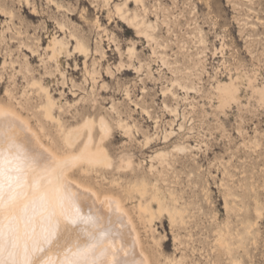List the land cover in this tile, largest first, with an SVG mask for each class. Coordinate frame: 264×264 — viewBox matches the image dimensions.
Returning a JSON list of instances; mask_svg holds the SVG:
<instances>
[{"label": "rangeland", "instance_id": "1", "mask_svg": "<svg viewBox=\"0 0 264 264\" xmlns=\"http://www.w3.org/2000/svg\"><path fill=\"white\" fill-rule=\"evenodd\" d=\"M26 1L0 0V76L3 75L4 80L0 83V97L4 95L6 87H14L15 79L20 78L18 84L21 91L18 96L22 101L30 103L28 101L43 98L41 93L33 98L35 88L27 86L23 75L33 73L45 76L44 72L50 70L61 81L63 78L58 74L56 59L50 60V51L46 46L55 36L61 40H70L68 49L74 44L73 52L76 40H71L70 31L75 32L90 46L89 55H67L65 51L61 54V66L70 82L73 78V81L82 86V90L73 94L69 87L64 88L52 82V97L57 101L62 100L64 106L61 109L71 113L67 116L69 120L82 114V105L78 102L86 104L95 101V106H100V111L108 117L115 129L114 138L108 145L113 159L112 168L83 176L82 182L102 196L121 195V188L116 183L121 173L113 168L121 157L126 156V153L131 156L134 174L152 176L148 171L150 156L157 149L171 150L174 144L184 142L188 150L180 155L171 154L170 161L174 168H166L164 174L158 177L157 184L163 194L167 191V196L169 192H174L177 196L179 194L180 203L186 207V224L173 228L168 215L163 213L160 221H155L156 224L150 226L144 218L138 216L135 206L137 201L127 200L144 245L155 264L159 260L165 262L167 257L180 258L181 255H184L182 264H214L217 259L220 264H232L226 250L217 249L218 245L213 243L215 230L218 228L233 233L231 239L235 244L242 237L246 238L245 246L249 253L237 251L236 248L233 250V254H239L245 264H264V107H260L257 94L252 93L250 87L248 94L243 92L239 107L234 105L230 109H218L215 99L211 98L213 76L216 73L220 75L224 70L221 65L223 53L220 50L214 52L215 47L221 46L224 41L220 36H226L231 46H226L225 56L234 64H238L239 56L242 57L247 63L245 69L248 75L256 74L260 76V80H264V0H145L152 11L158 6L161 19L168 22L163 25L160 18L157 21V10L152 12L150 19L160 23L155 34L160 39L167 38L170 44L166 50L169 53L168 60L172 62L169 63L170 66H159L147 42L138 45L140 59L145 67L149 64L152 66L155 72L153 76L139 74L135 69H117L121 59L128 60L127 45L135 38V31L125 32V25L116 12L115 3L122 0ZM57 2L63 6L59 7ZM129 6L141 10V6L135 2H129ZM58 22L67 24V32L59 30ZM252 22L260 29L259 35L263 37L261 48L260 45L257 50L256 45L253 47L256 56H252L247 48L254 37H247L248 34L245 36ZM246 23L247 28L243 29ZM160 26L162 29L159 31ZM199 29H203L206 36L207 43L203 45L196 43V32L198 34ZM219 33L221 34L218 36ZM21 40L38 51L33 52L24 43L21 45ZM116 44L119 45L118 48ZM203 47H207L205 55L202 54L206 58L204 72L200 74L201 66L197 65L194 68L195 74L190 79L198 90L187 94L178 89L180 98L168 96V99L172 104H178L179 108L175 112L174 109H163L162 102L166 97L162 94V88L174 77L172 70L176 66L182 69L193 65V58L196 59V53ZM158 50L162 51L160 48ZM261 51L263 53L258 54ZM178 57L181 65L174 62ZM191 57L192 60H188ZM4 59H8V63L11 59L15 60L17 70L22 69V77L17 75L18 72L14 77L15 71L11 66L3 67ZM85 60L91 70L100 64L98 81L93 82L91 77L89 81H84ZM108 65L114 71L111 76L107 75ZM27 68L31 69L30 72H27ZM257 70L259 72L256 73ZM145 81L146 84L143 83ZM143 85L147 86L145 92ZM29 89L31 91L27 94ZM127 89H131L129 97ZM136 103L148 107L155 118L145 114ZM112 104L118 112L112 111ZM56 106L58 107L55 105V108ZM119 118L139 127L141 133H137V140L125 136L121 129H117ZM182 122L185 125L180 129ZM172 127L174 133L165 139L166 132ZM51 129L58 139L57 127L53 126ZM145 135L153 137V142L151 146L143 148L139 140L143 141ZM155 163L159 165L158 161ZM132 174L122 176L129 180L134 176ZM254 195L263 207L256 244L252 243L246 233V228L256 217ZM175 234L180 237L176 239L177 242L174 240Z\"/></svg>", "mask_w": 264, "mask_h": 264}, {"label": "bare ground", "instance_id": "2", "mask_svg": "<svg viewBox=\"0 0 264 264\" xmlns=\"http://www.w3.org/2000/svg\"><path fill=\"white\" fill-rule=\"evenodd\" d=\"M129 2L141 6V10L131 8ZM57 3L59 7L63 6L60 2ZM115 9L125 25V32L135 31V38L127 45L128 60L121 59L117 69L127 71L135 69L139 74L146 73L147 76H153L155 72L152 66L149 64L145 67L138 54V45L144 42L151 47V54L155 56L159 66L166 68L172 63L169 62V53L166 51L170 46L168 39H160L155 34L160 23L150 19L152 12L157 10L158 6L152 11L145 0H122L115 3ZM10 12L13 13L12 10ZM156 16L157 21L161 19L158 10ZM161 20L163 25L168 23L164 18ZM58 23L59 30L67 32V24ZM246 25L247 23L243 29L247 28ZM161 29L160 26L158 30ZM259 33L260 29H257L256 24L252 22L245 34V36L248 34L247 37H254L247 45L252 56H256L254 45L257 50V46L260 45L261 48L263 44V37ZM70 36L71 40H76L73 52L74 44L68 49L70 40H61L55 36L46 46L50 51L48 54L50 60L56 59L58 74L63 78L61 81L60 77L58 78L50 70L44 72L45 76H37L33 73H29V76L23 75L26 79L23 81L27 82V86L31 89L35 88L33 98L40 93L43 94V98L28 101L30 103L22 101L18 96L21 91L18 84L20 78L15 79L14 87H6L4 95L0 97V264H155L148 248L144 245L136 219L127 206V200L137 201L135 206L138 216L144 218L150 226L156 224L155 221H160L163 213L168 215L173 228L184 224L186 207L180 203L179 194L177 196L174 192L168 191L167 196L165 195L167 191L163 194L157 183L166 168H174L170 161L171 154L180 155L188 150L187 146L180 141L174 144L171 150L157 149L155 154L150 156L148 171L152 176L134 174L133 160L126 153V156L120 158L117 166L113 167L121 173L116 183L123 195L114 196L105 193L106 195L102 196L94 188L85 185L82 182L83 176L112 168L113 159L108 145L112 137L114 138L115 129L108 117L100 111V106H95V101L86 104H83V101L78 102L82 105L83 112L80 117L69 120L67 116L71 113L61 109L64 106L62 100L57 101L52 97L50 89L52 82L64 88L69 87L73 94L82 90L81 85L73 81V78L70 82V78L65 75V70L61 66V54L66 51L67 55L75 53L77 56L79 53L88 57L90 46L75 32L70 31ZM196 37L197 44L207 43L203 29H199L198 34L196 32ZM220 38L224 41L221 46L215 47L214 52L220 50L219 52L223 53L221 65L224 70L222 69L220 75L218 73L212 75L214 86L211 98L215 99V106L218 109H230L234 105L239 107L243 92L248 94L250 87L252 93L257 94L256 99L260 107H264V80H260V76L256 74L248 75L245 69L247 63L242 57H238V64L231 62L225 56V48L230 46V43L226 40V36ZM23 43L33 52L38 51L37 48L21 40L20 44ZM116 45L118 48L119 45ZM159 48L162 51H159ZM206 50L207 47H203L196 53V59L192 60V57L188 59L192 60L193 65H187L182 69L176 66L172 70L174 77L169 80L166 87L162 88V94L166 97L162 102L163 109H174L175 112V109L179 108L178 104H172L168 99V96L179 99L178 89L187 94L198 90L190 79L195 74L194 68L197 65L201 66L200 74L204 72ZM180 61L178 57L174 62L181 65ZM15 63L13 59L9 63L8 59H4L3 67L11 66L15 71L13 76L16 77L18 72L17 75L22 77V69L17 70ZM84 65V81H89L90 77L93 82L98 81L97 74L101 73L98 71L100 64L92 70L86 60ZM27 70L30 72L31 69L27 68ZM113 73L111 66L108 65L107 75L111 76L110 74ZM2 78L3 75L0 76V83L4 82ZM143 83L146 84V81ZM1 87L2 85H0V94ZM142 88L145 92L147 86L143 85ZM130 91L131 89H127V97L131 95ZM45 97L47 100H44ZM55 105H58L57 109ZM136 105L139 106L138 103ZM111 107L113 112H118L114 104ZM138 108L153 117L148 107L141 105ZM116 124L117 129H121L125 136L138 139L137 133L140 129L136 124H130L124 118H119ZM184 125L183 122L180 123V129ZM53 126L57 127L59 141L53 135L51 129ZM173 133L172 127L164 138L168 139ZM152 138L145 135V139L139 140V143L143 148L149 147L152 145ZM156 161L160 166L156 165ZM130 173L134 176L129 180L125 179L124 176ZM254 199L256 217L246 228V233L252 239V243L256 244L263 207L257 196L254 195ZM215 231L213 243L218 245L217 249L226 250L232 264H245L239 254H233V250L236 248L237 251L248 252L245 246L246 238L242 237L241 241L235 244L231 239L233 233H227L222 228ZM178 237L179 234H175L174 240ZM166 259L165 262L159 260L157 264H170V262L180 264L184 260V255L180 258ZM214 264H220L219 260H215Z\"/></svg>", "mask_w": 264, "mask_h": 264}]
</instances>
